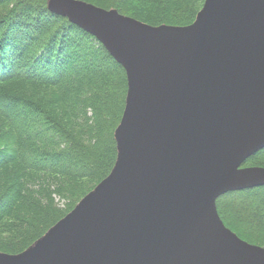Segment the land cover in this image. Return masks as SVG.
<instances>
[{"label":"water","instance_id":"water-1","mask_svg":"<svg viewBox=\"0 0 264 264\" xmlns=\"http://www.w3.org/2000/svg\"><path fill=\"white\" fill-rule=\"evenodd\" d=\"M50 13L124 70L110 174L23 252L0 264H264L216 200L264 187L242 167L264 149V0H204L188 26L153 27L79 0Z\"/></svg>","mask_w":264,"mask_h":264},{"label":"trees","instance_id":"trees-1","mask_svg":"<svg viewBox=\"0 0 264 264\" xmlns=\"http://www.w3.org/2000/svg\"><path fill=\"white\" fill-rule=\"evenodd\" d=\"M47 1L0 0V252L8 254L27 249L110 174L125 107L123 68ZM82 1L178 27L193 23L203 3ZM242 167L264 168V149ZM216 207L226 228L264 248V187L227 193Z\"/></svg>","mask_w":264,"mask_h":264},{"label":"rangeland","instance_id":"rangeland-1","mask_svg":"<svg viewBox=\"0 0 264 264\" xmlns=\"http://www.w3.org/2000/svg\"><path fill=\"white\" fill-rule=\"evenodd\" d=\"M79 1H82V0H79ZM48 2H49V0L47 1V8H48ZM82 2H85V1H82ZM203 2H204V0H203ZM85 3H87V2H85ZM88 4H90V3H88ZM91 5H93V4H91ZM202 5H203V3H202ZM202 5H201V7H202ZM95 6V5H94ZM96 7H98V6H96ZM201 7H200V9H201ZM199 9V10H200ZM107 10V9H106ZM199 12V11H198ZM120 15H122V14H120ZM125 16V15H124ZM128 17V16H127ZM138 21V20H137ZM139 22H141V21H139ZM143 23V22H142ZM144 24H146V23H144ZM147 25H149V24H147ZM150 26H152V25H150ZM159 26H161V25H159ZM168 26V25H167ZM153 27H157V26H153ZM55 201H56V203L58 204V206L59 207H63V204L65 203V201L64 200H59V198L58 197H55ZM216 209H217V207H216ZM232 216V215H231ZM228 219V218H227ZM228 222L229 223H231V221L228 219ZM232 224V223H231ZM230 224V225H231ZM232 226V228L234 227L235 229H237V231L242 235V236H246L245 234L246 233H243V231H242V229H238L237 227H235V226H233V225H231ZM246 231V230H245ZM0 232H1V228H0ZM247 233H249L248 231H246ZM249 244H251V245H255L254 243H249ZM255 246H259L258 244H256ZM259 247H261V246H259ZM261 248H263V247H261ZM0 253H3V252H0ZM5 254H8V253H5ZM18 254V253H17ZM8 255H15V254H8Z\"/></svg>","mask_w":264,"mask_h":264}]
</instances>
